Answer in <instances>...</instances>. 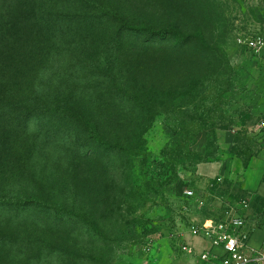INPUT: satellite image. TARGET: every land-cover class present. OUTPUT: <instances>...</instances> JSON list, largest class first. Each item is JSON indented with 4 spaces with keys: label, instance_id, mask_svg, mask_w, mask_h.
<instances>
[{
    "label": "rangeland",
    "instance_id": "1",
    "mask_svg": "<svg viewBox=\"0 0 264 264\" xmlns=\"http://www.w3.org/2000/svg\"><path fill=\"white\" fill-rule=\"evenodd\" d=\"M254 35L264 0H0V264H203L264 183Z\"/></svg>",
    "mask_w": 264,
    "mask_h": 264
},
{
    "label": "built area",
    "instance_id": "2",
    "mask_svg": "<svg viewBox=\"0 0 264 264\" xmlns=\"http://www.w3.org/2000/svg\"><path fill=\"white\" fill-rule=\"evenodd\" d=\"M239 44L255 54L264 49V37L261 35L240 37ZM221 182V179H218ZM187 198L194 196V191L185 189ZM255 195L241 201L240 209L232 211L224 218L192 221L189 228L191 237L200 238L208 243L209 248L197 253V250L186 244L182 250L187 254H198L203 264H264V250L250 247V230L244 220V210Z\"/></svg>",
    "mask_w": 264,
    "mask_h": 264
},
{
    "label": "crops",
    "instance_id": "3",
    "mask_svg": "<svg viewBox=\"0 0 264 264\" xmlns=\"http://www.w3.org/2000/svg\"><path fill=\"white\" fill-rule=\"evenodd\" d=\"M206 169L207 168L205 167L203 170H206ZM250 175H251L250 180H248ZM255 177H257V181L255 182L256 184L252 185L251 188H248L247 185L252 184V182H254L255 179H256ZM263 178H264V152L261 154V157L259 159L258 158L254 159L250 163L249 168L246 171L245 182H244L243 187L246 190L254 191L255 189H257L258 184L262 182ZM255 196L264 197V183H262L259 191L258 190L255 191ZM250 234H251L250 247L252 249H262V250H264V228H257L253 234L250 231ZM254 235L257 237V238L255 237L256 239L253 238ZM194 240H196L195 242L198 245L208 244V243H206L205 241H203L202 239H199V238H195V239H193V241ZM206 248H209V245L201 247L202 250L206 249ZM199 249H200V247H199Z\"/></svg>",
    "mask_w": 264,
    "mask_h": 264
},
{
    "label": "trees",
    "instance_id": "4",
    "mask_svg": "<svg viewBox=\"0 0 264 264\" xmlns=\"http://www.w3.org/2000/svg\"><path fill=\"white\" fill-rule=\"evenodd\" d=\"M264 199V197L261 196H254L251 200V205H257V203L261 202Z\"/></svg>",
    "mask_w": 264,
    "mask_h": 264
}]
</instances>
